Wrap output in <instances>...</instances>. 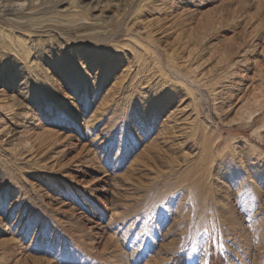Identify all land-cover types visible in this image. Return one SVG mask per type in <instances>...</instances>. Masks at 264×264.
I'll list each match as a JSON object with an SVG mask.
<instances>
[{"label":"rangeland","instance_id":"374dc122","mask_svg":"<svg viewBox=\"0 0 264 264\" xmlns=\"http://www.w3.org/2000/svg\"><path fill=\"white\" fill-rule=\"evenodd\" d=\"M9 1L0 264H264V0Z\"/></svg>","mask_w":264,"mask_h":264},{"label":"bare ground","instance_id":"6f19581e","mask_svg":"<svg viewBox=\"0 0 264 264\" xmlns=\"http://www.w3.org/2000/svg\"><path fill=\"white\" fill-rule=\"evenodd\" d=\"M31 1L33 0H30V2ZM54 1H57V0H54ZM88 1L89 2L86 3L84 6L92 10L97 9V8H101V9L108 8L110 6V3L107 2L108 0H106L105 2H103V0H88ZM59 2L61 4V0H58L57 3ZM24 11H26L24 8V5L11 3L9 0L8 1L0 0V15H6L7 17L8 16L10 17V16H14L19 13H24Z\"/></svg>","mask_w":264,"mask_h":264}]
</instances>
